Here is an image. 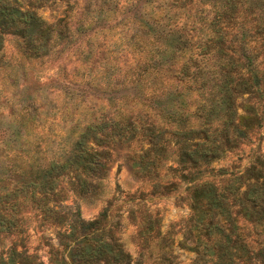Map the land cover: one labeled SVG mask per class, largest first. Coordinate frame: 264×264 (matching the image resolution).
Segmentation results:
<instances>
[{"label":"trees","instance_id":"obj_1","mask_svg":"<svg viewBox=\"0 0 264 264\" xmlns=\"http://www.w3.org/2000/svg\"><path fill=\"white\" fill-rule=\"evenodd\" d=\"M57 2L49 23L37 11ZM6 36L25 59L66 53L76 68L25 87ZM261 128L264 0H0V264H45L31 221L58 228L46 264H264V154L214 165ZM121 150L147 184L129 198L136 259L110 205L89 220L63 205L97 194ZM178 191L188 216L162 230L146 203Z\"/></svg>","mask_w":264,"mask_h":264},{"label":"rangeland","instance_id":"obj_2","mask_svg":"<svg viewBox=\"0 0 264 264\" xmlns=\"http://www.w3.org/2000/svg\"><path fill=\"white\" fill-rule=\"evenodd\" d=\"M83 2L84 0H79L81 5ZM65 7V3L57 2L47 7L39 8L37 12L50 23L62 15ZM104 25L106 28L107 22H105ZM116 37L118 38L119 34H116ZM253 47H255V44H252V48ZM4 53L5 58L10 60L12 64L22 62L27 68L31 79L30 82L28 81L26 83L25 87H32V80L41 83L47 82L49 78H54L61 68H64L66 72H70L74 67L76 68L77 65L75 57L73 55L68 56L66 53L57 56H49L42 60L25 59L20 55L17 49V39L11 36H6ZM257 67L260 69L263 67L260 58H258ZM107 95L108 94H104V96ZM237 111L238 113H242L240 106H238ZM125 154V150H121L112 155V164L106 171L104 177L98 180L99 187L97 194L89 198H82L68 191V197L64 199L63 205L72 208L78 207L81 217L85 220L97 217L104 207L110 205L111 214L114 215L115 219L120 221V234L124 247L130 253L131 257L136 259L138 257V248L134 239L135 226L128 218L129 211L133 208L134 202L129 198L137 191H146L147 184L133 174L127 164ZM263 154L264 128H261L256 130L248 143L241 145L238 149L227 152L220 160L214 162V165L229 168L236 167L235 169L238 167L242 170L250 164L256 155ZM146 205L157 212L162 218V230L179 232L189 213L186 201L182 199L181 191L164 198L149 200ZM30 224L31 228L29 230L27 245L29 250L34 251L39 259L46 264L48 263L51 247H58V228L54 226H44L38 229L32 227V225L34 226L35 224L33 221H31ZM178 236H180V234H178ZM7 245L8 240L1 241L0 249L5 248ZM178 253L180 258L190 256L181 250H179Z\"/></svg>","mask_w":264,"mask_h":264}]
</instances>
